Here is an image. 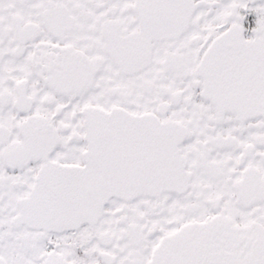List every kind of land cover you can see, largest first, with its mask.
<instances>
[{
    "label": "snow or ice",
    "instance_id": "snow-or-ice-1",
    "mask_svg": "<svg viewBox=\"0 0 264 264\" xmlns=\"http://www.w3.org/2000/svg\"><path fill=\"white\" fill-rule=\"evenodd\" d=\"M0 264H264V0H0Z\"/></svg>",
    "mask_w": 264,
    "mask_h": 264
}]
</instances>
